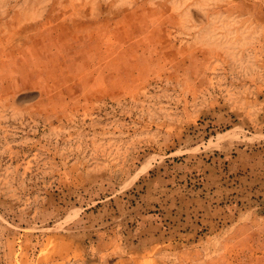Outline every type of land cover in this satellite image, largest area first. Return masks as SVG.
<instances>
[{"label":"rangeland","instance_id":"rangeland-1","mask_svg":"<svg viewBox=\"0 0 264 264\" xmlns=\"http://www.w3.org/2000/svg\"><path fill=\"white\" fill-rule=\"evenodd\" d=\"M0 264H264V0H0Z\"/></svg>","mask_w":264,"mask_h":264}]
</instances>
